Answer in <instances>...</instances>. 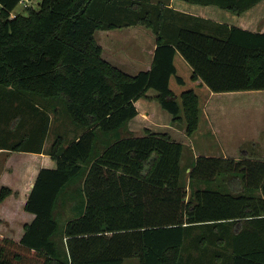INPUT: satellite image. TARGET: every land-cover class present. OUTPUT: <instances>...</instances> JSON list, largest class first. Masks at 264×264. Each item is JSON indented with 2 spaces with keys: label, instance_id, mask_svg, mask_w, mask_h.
Returning <instances> with one entry per match:
<instances>
[{
  "label": "trees",
  "instance_id": "trees-1",
  "mask_svg": "<svg viewBox=\"0 0 264 264\" xmlns=\"http://www.w3.org/2000/svg\"><path fill=\"white\" fill-rule=\"evenodd\" d=\"M19 1L0 0V124L30 127L7 148L42 152L57 121L64 133L48 150L57 167L40 170L25 204L34 220L19 241L0 235V264H264V158L200 155L185 167L182 141L129 128L155 89L172 121L198 132L201 95L171 87L185 85L178 55L213 92L264 90V32L224 34L151 0H39L13 15ZM184 1L241 14L261 0ZM130 25L156 34L137 74L105 59L96 37Z\"/></svg>",
  "mask_w": 264,
  "mask_h": 264
},
{
  "label": "crops",
  "instance_id": "crops-1",
  "mask_svg": "<svg viewBox=\"0 0 264 264\" xmlns=\"http://www.w3.org/2000/svg\"><path fill=\"white\" fill-rule=\"evenodd\" d=\"M151 3H161L163 8H171L173 12L179 15L178 18L181 16L180 12L185 13V20L189 23H193L194 19L195 21L202 19L204 26L208 25L206 27H211L224 34L232 26L254 32H264V0L241 14H235L214 4L207 5L184 0H151ZM132 26L125 27L130 28ZM122 28L104 31L111 35L109 32L114 34L117 29L122 30ZM143 28L146 31L150 30L146 26ZM151 34L154 36H152L153 39H150L151 47L147 48L145 46L147 42L139 39V47L136 51L131 49V55L123 51L122 49L125 50L123 47L110 49L111 51L106 50L105 45L101 43L104 48L103 56L130 74L148 70L151 68L156 48V34L153 31ZM120 36L111 35L112 38H109L113 40V43H116L123 40ZM117 49H121L122 52L126 53L127 58L120 57L121 52ZM176 65L178 73L185 81V85L180 86L176 79H172L171 87L177 93L186 88H194L201 95L202 112L198 132L193 138L188 137L185 128L179 123L173 122L172 115L154 99L158 94L155 89H150L147 92L148 98L143 97L136 101L138 115L129 122L131 130L136 135H143L145 128H148L153 132L169 133L173 138L182 141L185 144L183 155V165L185 167L200 155L233 157L236 159L243 156L264 158V112L262 114L258 111L257 106L254 105L256 102L245 100L242 96L243 94H250L248 92L264 90L213 92L201 84V80L195 82L190 80L191 67L180 55L176 58ZM132 69H134V72ZM152 117L154 127H151L148 123V120H151ZM256 120L260 121L259 124H256ZM134 121L137 122V129L131 126ZM57 123L60 125L63 124V121H57ZM0 128L7 133V140L4 141L7 144L2 145L0 148V192L3 188L11 189V193L0 201V235L19 241L25 233V224L31 223L35 218L34 214L25 211V204L32 192L38 174L42 168H56L57 163L48 154L51 146L48 140L49 135L43 143L42 152L15 151L7 148L9 147L8 144H12L15 140L11 135L13 125L3 122L0 124ZM57 132L64 133V130L58 127ZM193 142L200 144V147L196 145L195 149ZM188 156L190 157L189 160ZM190 170L191 167H188L187 171ZM124 264H139V261L131 259Z\"/></svg>",
  "mask_w": 264,
  "mask_h": 264
},
{
  "label": "rangeland",
  "instance_id": "rangeland-1",
  "mask_svg": "<svg viewBox=\"0 0 264 264\" xmlns=\"http://www.w3.org/2000/svg\"><path fill=\"white\" fill-rule=\"evenodd\" d=\"M38 1L39 0H30V2H29L28 5H33V7H37ZM25 10H26V6H22V5L19 4L17 6V8L14 10L13 15H15L16 13L25 12ZM153 12H155V11L153 10ZM143 27H144V25H140V26L139 25H133L130 28L123 27L122 30L117 29L114 34H113V32H109L111 35H114V36L121 35L120 37L123 40H120V42H116V43H113V40L111 39L112 38L111 35H109L108 32H106L104 30L98 31L96 37H97V39H98V41H99L100 44L102 43L103 45H105L104 47L106 48V50L111 51L110 49H113V48H116V47H123V48H125V50L124 49H122V50L123 51H126V53H128V54L131 55V52H132L131 49L133 51H136V49L139 47L138 46L139 39H142V41L145 40V42H147V43H145V46L147 48L151 47V41H150V39L151 38L153 39V37H154L152 34L150 35V33H152V30L150 29V30L146 31ZM145 33H147V34L145 35ZM141 36H143V37H141ZM109 37H111V38H109ZM117 50L121 52V54H119L120 57L127 58L126 57V55H127L126 53L122 52L121 49H117ZM147 54L149 55V53H147ZM183 70H184V68H183ZM132 71L134 72V69H132ZM248 93H250V94H243L242 95L244 97V99L245 100H251L253 102H256L254 105L257 106L258 111H260L261 113L264 112V104H262V102H264V91L248 92ZM27 95L31 99H33L35 102H37L39 105L45 104L47 102V100H46L47 98H44L43 96H40V95H35L34 96L32 94H27ZM150 98H152V97L150 96ZM7 99H8L7 98V95L6 96H3V97L0 96V109H3V103L5 105L9 104V101H7ZM256 113L258 114V112H256ZM51 115H53L52 112H51ZM65 115L67 116L66 112H65ZM20 117L23 118L21 115H19V118ZM27 118L28 117H26V119ZM256 119H258V118H256ZM148 121H149L148 123H150L149 125L151 127H154V119H153V117L151 118V120H148ZM255 122H256V124H259L260 121L259 120H256ZM22 124H24V119L22 120ZM52 124H53L52 125V129H51V132L49 134V139H48L50 145L54 142V139L56 138L55 137L56 135H55V132L54 131H56L58 129V123L57 122L56 123L54 122ZM68 125H70V123H68ZM17 126H15L13 128V130L11 131V135L12 136L13 135L18 136V135L26 132V130L29 129L30 124H26L25 126H23V125H19V121H18ZM70 126H71V129H73L72 124ZM131 126H133V127H135L137 129V122L134 121L131 124ZM129 128H130V126H129ZM6 134H7L6 131L4 129L1 130V128H0V141L1 140H7ZM20 140H22V137L21 136H19V138L17 137V140H14V141H20ZM193 145H194L195 149H196V145L198 147H200V144H198V143L196 144V143L193 142ZM201 148H202V145H201ZM189 159H190V157L188 156V160ZM188 172H190V171H188ZM78 178H79V176L74 177L70 181L67 189L69 187L70 188H73V184H74L75 181L78 180ZM188 191H190V188H188ZM63 195H64V193H63ZM63 195L61 196V199H63Z\"/></svg>",
  "mask_w": 264,
  "mask_h": 264
},
{
  "label": "built area",
  "instance_id": "built-area-1",
  "mask_svg": "<svg viewBox=\"0 0 264 264\" xmlns=\"http://www.w3.org/2000/svg\"><path fill=\"white\" fill-rule=\"evenodd\" d=\"M29 2H30V0H20L19 4L22 5V6H26V8L30 7V6H33V5H28Z\"/></svg>",
  "mask_w": 264,
  "mask_h": 264
}]
</instances>
